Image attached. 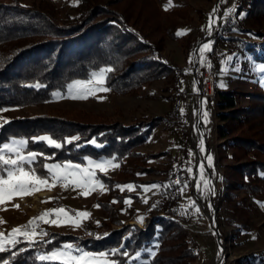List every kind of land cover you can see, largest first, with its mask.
<instances>
[{
	"label": "trees",
	"instance_id": "trees-1",
	"mask_svg": "<svg viewBox=\"0 0 264 264\" xmlns=\"http://www.w3.org/2000/svg\"><path fill=\"white\" fill-rule=\"evenodd\" d=\"M78 1V13L61 20L53 7L22 6L17 0H0V108L46 101L53 91L65 89L74 80L89 79L92 73L103 68L112 69L105 74L104 84L116 94H135L160 79L177 80L181 69L160 56L162 37L176 35L172 24L161 27L156 0H145L153 3L152 9L144 8L141 2L137 4L138 9H133L132 0ZM258 1L264 4V0ZM256 2L240 0L235 13L239 15L244 10L246 17H250ZM192 44L187 43L186 54ZM248 49H252L254 60L264 61V42L251 44ZM36 84L41 87L31 86ZM246 94L249 103L240 105L237 97L241 93L233 89L216 91V131L220 147L229 148L233 160L228 163L225 176L228 189L233 191L238 185L243 192L256 195L264 186V91L256 86ZM85 117L82 113L58 112L13 119L0 128V144L24 139L28 141L25 152L43 153L31 165L37 175L43 174V163L85 164L87 159L114 158L118 162L115 177L96 174L108 188L99 203L111 210L110 198L117 197L115 183L130 175L153 171L145 161L162 152L145 153L136 147L148 138L161 117L131 124ZM44 135L63 146L57 149L46 142L32 141L33 137ZM73 136L79 139L64 142ZM92 140L94 144L88 142ZM181 171L184 181L188 175L184 169ZM163 194L164 189L160 197ZM159 201L149 203L143 226L120 220L114 223L110 215L98 225V244L92 241L93 236L81 240L78 235L56 231L43 240H36L31 247L19 237V244L0 252V264L3 260L10 264H60L40 261L38 254L73 240H80L85 248L107 252V257L116 264H127L128 258L134 257L140 248L151 247L152 241L156 242L157 250L147 264H197V242L188 233L184 221L161 218L153 212L152 203ZM104 227L109 231L102 232ZM129 231V236L122 240V235ZM21 248L25 251L20 252ZM111 249L121 252L113 255ZM12 251L17 252L15 257L11 256ZM123 252L129 257H124Z\"/></svg>",
	"mask_w": 264,
	"mask_h": 264
},
{
	"label": "rangeland",
	"instance_id": "rangeland-1",
	"mask_svg": "<svg viewBox=\"0 0 264 264\" xmlns=\"http://www.w3.org/2000/svg\"><path fill=\"white\" fill-rule=\"evenodd\" d=\"M17 1L22 6L53 7L58 15L61 16V20H64L69 15L77 14V7H79L78 0ZM100 1L105 2L106 0ZM239 1L156 0L160 9L157 19L161 27L172 24L175 35L178 30H187L185 34L176 35L175 37L164 36L161 39V58L166 63L181 69L176 81L156 80L149 85L143 86L135 94H116L103 83V87L107 88L108 91H96L94 96H88L87 99L71 98V96L85 95L86 93H77L76 90L70 93L68 87H66L62 90L53 91L48 100L40 103L0 108V128L6 124L4 121L8 123L13 119L50 113L56 114L58 112H65L68 115L82 113L85 114L86 119L120 121L125 124L161 117L157 125L151 129L148 138L138 145L136 150L151 154L162 152L161 155L159 154L145 161L147 166L154 168L152 172H142L135 176L130 175L125 177L122 182L115 183L117 197L110 198L109 202L113 204L111 210L103 208L104 205L99 203V199L106 195L108 188L97 176L96 178L103 183L106 190L96 186L88 195L80 194L84 189L72 185L65 187L63 182H58L51 188L40 186L38 190H31L29 194H13L11 199L6 198L5 202L0 204V221H3L0 223V232L7 234L11 228L26 225L30 219L40 216L45 210L58 208H64L66 213L60 214L59 217L55 213L45 217L48 220H58L57 224L44 223L37 220L34 227L38 233L41 231L46 232V236L52 231L71 233L80 236L81 240L85 237L93 236L94 240L92 241L98 244L100 238L99 234H97V231H99L98 225L106 221L110 215L114 223L120 220L132 226H138L137 223L142 224L143 220H147L148 214L146 212L150 208L148 200H155L161 195L163 173L168 168L170 161L168 156L171 154V150L177 149L178 151L181 147V149L186 151V158L183 159V163L186 164L190 158L194 161V156L197 155L196 168L198 171L192 169L191 177L184 179V191L182 193L183 202L187 205L190 204L189 201L191 200L194 202L195 207H184L181 202V205L189 211L184 220V225L187 226L188 233L197 242V264H264V207L257 203H264V186L256 195H249L243 192L238 185L235 186L236 188L233 191L228 189L225 176L228 163L233 161L230 158V149L220 147L215 124L212 129L210 127L208 132H203L199 136L195 132L196 130H193V127L197 129L194 121V106H185L183 103L184 94L192 93L196 89L201 69L214 70L215 86L219 90L233 89L241 93L242 95L237 97L240 105L249 103L250 98L246 93L253 91L254 87L257 86L264 91V86H261V82L264 81V72L257 71V67L260 64H264V61L258 62L254 60L252 49H248L251 44L255 43L258 45L264 42V4L256 0L255 8L253 7L254 14H251L250 17H246L247 12L241 10L239 15L244 18V24L236 26L235 35L232 37L216 38L211 31L213 25L210 30L208 27L209 14L214 7L217 8V12L213 17L215 21L216 18L223 19L225 16L235 13L236 5ZM140 2L144 4V8H155L152 2H145V0H132L131 7L138 9L137 4ZM169 4L170 6L165 10V6ZM233 6L235 10L230 11ZM247 6L250 5L247 4ZM188 42H193V44L188 51L189 54H186ZM205 42L211 43V50L216 48L223 50L225 54L224 60L219 63L211 62L209 59L211 50L203 53L202 60L199 48ZM228 57H231V60ZM90 79L91 77L79 81H88ZM221 84H223V87H221ZM53 93L57 95H53ZM203 100L202 106L213 113L216 108V97L214 99L204 98ZM174 101L180 103L181 110H183V112L181 111L183 119L189 124V127L191 126L192 130H190L188 135L191 140V149L187 148L186 142L188 138H181L178 135L177 124L166 119V113ZM209 120L210 116L203 119L204 123ZM198 136L200 142L203 140V150L200 148L196 153L194 143L198 141ZM215 137L217 139L216 144H214ZM205 139L210 141V149L206 147ZM165 150L169 151L166 155L163 153ZM208 156L212 158L211 164H209L207 159ZM105 160H111L113 164L118 165V162L112 158H102L93 161ZM88 161L89 159L86 160L85 164L80 165L82 167L86 166ZM200 165H203V172L205 167L208 170V174L205 173V178L203 176V179L208 181L207 185L204 184L202 179ZM117 170L118 166H109L106 169V173H102L98 169L95 171L96 174L102 173L106 176L114 177ZM148 180L151 183L146 184ZM127 184H132L134 190L128 191L125 188L121 191L117 188V185L123 186ZM152 184H159L161 187L159 189H150L148 192L143 191L142 186L150 187ZM153 194L156 196L153 197ZM126 198L130 199V204L124 203ZM145 199H147V203L143 202ZM113 201L116 202L114 203ZM97 204L100 207H94ZM196 209H199V211L197 212ZM76 211L88 212L90 216L88 218L76 217ZM67 217H72V219L78 221L79 226L69 222ZM140 217L143 218L142 221L139 219ZM188 219L189 221L186 223ZM101 231L109 230L104 227ZM129 234L130 231L126 235L123 234L122 240ZM20 238L19 236L17 237L18 240ZM22 240L24 239L22 238ZM64 244H72L74 249H81L83 252L92 254L95 257H99L100 253H107L85 248L80 243V240L67 241ZM155 245L156 242L152 241L151 247L147 249L140 248L137 252L140 253L139 258H128L127 264H147L157 250ZM6 247L11 246L6 245ZM60 248L39 253L38 255H46ZM73 254L77 253L74 251ZM104 259L109 264L113 261L107 256Z\"/></svg>",
	"mask_w": 264,
	"mask_h": 264
},
{
	"label": "snow or ice",
	"instance_id": "snow-or-ice-1",
	"mask_svg": "<svg viewBox=\"0 0 264 264\" xmlns=\"http://www.w3.org/2000/svg\"><path fill=\"white\" fill-rule=\"evenodd\" d=\"M170 6L166 5L165 10ZM235 7L230 11H234ZM217 12V8L214 7L212 12L209 14V30L211 29L213 23L215 21L213 20V17L215 13ZM187 30H178L176 35L185 34ZM211 50V43L205 42L200 48L199 52L201 54V59L203 60V53L206 51ZM191 61V57L189 58ZM229 60H231V57H228ZM112 69L110 68H103L100 69L99 72H94L91 74V79L88 81H73L71 84H69L68 90L71 93L73 90H76L77 93H86L85 95H75L71 96L73 99H87L88 96H94L96 94V91H108L107 88L103 87L104 83V76L107 72H110ZM257 71L264 72V64H260L257 67ZM32 87H41V85H31ZM261 86H264V81L261 82ZM221 87H223V84H221ZM182 91V89H181ZM53 95H57L56 93H53ZM183 112V110H181ZM207 113H204V118L206 119ZM4 123H7V121H4ZM79 137L73 136L70 138H65V143H72L73 141L78 140ZM33 142H46L48 146L54 147V148H61L63 145L51 138L48 135L44 136H38L32 138ZM89 143H95L94 140L88 141ZM28 141L24 139H12L8 143L0 144V204H3L5 202V199H11L13 194L16 195H26L29 194L31 190H38L40 186H45L48 188H51L55 186L58 182H63L64 186L67 187L69 185H72L77 188L84 189L80 194L81 195H88L90 194L91 190H94L96 186H99L102 190L104 189L103 183L96 178V169H98L102 173H106L107 167H116L118 165H115L112 163L111 160H105V161H88V164L86 166H81L80 164H74L71 161H68L63 164L59 163H43V174L37 175L36 169L31 167V165L37 160L39 156H43V153H37L34 151H27L25 152V148L27 146ZM201 150H203V140L200 142ZM47 159H51V157H48ZM114 159V158H113ZM209 164H211V156L207 157ZM201 173L203 172V165H200ZM189 171H191L189 169ZM51 181V182H49ZM175 183L179 184L180 181L177 180ZM204 184L207 185L208 181L204 180ZM144 192H148L150 189H159L161 185L159 184H152L149 186H142ZM165 187H168V185H165ZM117 188H119L121 191H123L125 188L128 191H133L134 186L132 184L127 185H117ZM181 193H183L184 189H180ZM51 199V198H49ZM114 203L116 201H113ZM144 203H147V199L143 201ZM125 204H130V199L124 200ZM190 205L192 207H195L194 202L191 200L189 201ZM261 204L262 207H264V203L257 202ZM18 207V206H17ZM94 207H100L99 204L94 205ZM155 207V205H153ZM198 212L199 209H196ZM55 213L57 217H59L60 214L66 213V210L64 208H58V209H51V210H45L43 213L40 214L38 217H34L28 221L26 225H21L17 227L11 228V230L5 234L4 232H0V252L8 251L9 248L6 247V245L9 246H15L20 243V240L17 239V237H22L31 247L37 239L43 240L44 236L47 235L46 232H37L34 225L36 224L37 220L43 221L44 223H52L57 224L58 220H48L45 219V217H48ZM76 217L80 218H88L90 216V213L85 211H76L75 212ZM68 221L73 223L75 226H79L78 221L72 219V217H67ZM142 221V217L139 218ZM3 221H0L2 223ZM99 223V222H97ZM107 235V234H105ZM45 243H51V241H44ZM20 252L25 251V249L21 248L19 250ZM76 252L77 254H73V252ZM111 254L115 255L117 253H120V249H111ZM17 255V252L12 251L11 256L15 257ZM108 255V253H100L99 257H95L92 254H89L87 252H83L81 249H74V246L72 244H64L62 247L58 250H55L49 254L46 255H40L37 257L40 261H60V264H109L107 260L104 258ZM122 255L124 257H129V254L127 252H123ZM154 255V253H153ZM140 253H136L135 257H132L131 259H137L139 258ZM2 264H10L8 260H3ZM110 264H116V261H111Z\"/></svg>",
	"mask_w": 264,
	"mask_h": 264
},
{
	"label": "built area",
	"instance_id": "built-area-1",
	"mask_svg": "<svg viewBox=\"0 0 264 264\" xmlns=\"http://www.w3.org/2000/svg\"><path fill=\"white\" fill-rule=\"evenodd\" d=\"M244 24V18L236 13H232L228 16H225L223 19L216 18L215 23L211 29L212 35L216 38H229L235 35V29L238 25ZM225 54L221 49H213L209 53V59L213 63H219L224 60ZM200 78L197 79V87L192 93L184 94V104L193 105L194 121L197 125V128L200 132V135L204 132H208L209 128L215 124L217 125V116L216 110L212 112L206 110L202 106V101L204 98L214 99L217 88L215 86V75L214 70L210 69H201ZM214 102V101H213ZM204 113H207V116H210V120L204 123ZM166 119L171 121L174 124H177V132L181 138H188V124L183 119L180 103L174 101L166 113ZM181 156L183 159L186 158V151L181 150ZM180 163L166 168L163 173V182H164V194L159 202H153L155 205L153 207V212L161 218L166 219H176L179 221H184L188 209L184 208L181 205L182 202V193L180 189L183 188V175L181 171ZM179 180L180 183L177 184L175 181ZM168 185V187H165ZM153 200H150V202ZM148 217V216H147ZM146 220L142 221V224H145ZM139 226H142L141 223H137Z\"/></svg>",
	"mask_w": 264,
	"mask_h": 264
},
{
	"label": "crops",
	"instance_id": "crops-1",
	"mask_svg": "<svg viewBox=\"0 0 264 264\" xmlns=\"http://www.w3.org/2000/svg\"><path fill=\"white\" fill-rule=\"evenodd\" d=\"M216 88H217V86H216ZM217 90H219L218 88H217ZM204 101V100H203ZM203 101H202V103H203ZM184 103V102H183ZM191 105V104H190ZM185 106H187L186 104H185ZM188 124V123H187ZM190 130H192L191 129V126L189 127V124H188V135L190 134ZM193 130H196L195 132H197V134H199V136H200V132H199V130H198V128L196 129V128H194L193 127ZM199 136H198V141H196V143H194V148H195V151H196V153H197V151L198 150H200V139H199ZM189 140H190V137L188 136V139H187V148H190L191 149V146L192 145H190V143H191V140H190V142H189ZM205 143H206V147H208L209 149H210V146H209V143H210V141H208L207 139H205ZM217 143V139H216V137H215V139H214V144H216ZM181 145H182V143H181ZM189 146V147H188ZM177 147V146H176ZM186 147V146H185ZM178 148V147H177ZM181 147L178 149V151H177V149L176 150H174V149H172L171 150V154L168 156L169 157V159H170V161H169V165H168V167L169 166H174V165H176L177 163H180V165H181V168L182 169H184V171L187 173V175H188V178H190L191 177V172H192V169H196V171H198L197 170V168H196V163H197V155H195L194 156V161L193 160H191V158L188 160V162H186V164L185 163H183V158H182V156H181ZM169 151L168 150H165V152H163L165 155L168 153ZM176 152V153H175ZM195 165V166H194ZM189 169L191 170V171H189ZM117 172H118V170H117ZM205 173L206 174H208V170H207V168L205 167L204 168V172L203 173H201V176H202V179H203V176H204V178H205ZM204 174V175H203ZM116 175H117V173H116ZM115 175V176H116ZM114 176V177H115ZM203 181H204V179H203ZM149 183H151V182H149V180L146 182V184H149ZM162 188L164 189V182H162ZM154 196H156V195H154L153 194V197ZM152 197V198H153ZM158 199V198H157ZM150 200L151 199H149L148 201L150 202ZM182 205L184 206V207H190L191 205L190 204H185V202H183V200H182ZM194 208V207H193ZM191 218V217H190ZM130 221V220H129ZM188 221H189V219L186 221V223H188ZM187 227V226H186Z\"/></svg>",
	"mask_w": 264,
	"mask_h": 264
}]
</instances>
